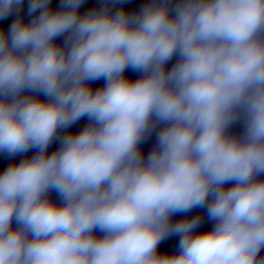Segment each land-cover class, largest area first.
<instances>
[{
  "label": "clouds",
  "instance_id": "9594fccd",
  "mask_svg": "<svg viewBox=\"0 0 264 264\" xmlns=\"http://www.w3.org/2000/svg\"><path fill=\"white\" fill-rule=\"evenodd\" d=\"M24 2L0 0V153L36 151L0 172V264H264V0ZM197 208L210 230L172 219Z\"/></svg>",
  "mask_w": 264,
  "mask_h": 264
}]
</instances>
